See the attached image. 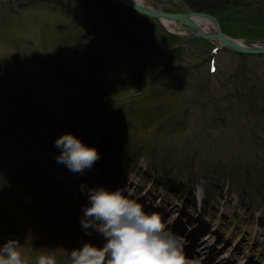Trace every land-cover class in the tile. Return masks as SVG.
<instances>
[{"label":"rangeland","instance_id":"374dc122","mask_svg":"<svg viewBox=\"0 0 264 264\" xmlns=\"http://www.w3.org/2000/svg\"><path fill=\"white\" fill-rule=\"evenodd\" d=\"M139 1L142 5L158 10L166 9L164 11L172 13H181L184 10L179 0ZM38 2L43 5H28L36 3V0H0L1 61L9 60L11 64L7 67L14 76H20L21 80L27 77L38 92L46 98L49 96L54 112L71 114L77 107L82 120L80 123L76 122V131L84 128V121H90L92 124L91 136L86 139L88 147H101L102 140L96 135H102L101 130L107 129L111 135L125 134L129 147L142 150V153L138 157L139 160L137 158L131 162L125 157L135 156L132 148L124 152L126 156L122 153H116L115 157L102 156L106 160L105 163L95 162L82 174L73 173L66 165L58 163L56 152L47 151L46 154H42L45 161L38 163L60 181L55 197L62 201V205L70 208L71 213L77 215L72 219L61 210L57 212V217L62 221L67 220L69 229L76 232L77 236L49 229L48 222L44 220L47 216L44 210L34 208L35 213L28 212L20 206L19 197L15 193L7 192L0 185V192L7 194L6 198L12 206L10 212L12 220L23 227L29 238L27 242L32 244L30 248L36 259L29 262L37 264V258L47 253L45 250H52L51 255L55 256L57 264H71L72 250L82 248L85 243L96 247L104 246L106 240L102 234L91 228L85 230L81 227L84 209L90 206L87 190L102 187L108 191L120 190L129 199L140 203L145 212L158 213L164 223L167 222L166 230L182 246L186 264H214L213 261L202 262V256L206 254H201V248L196 250L200 242L213 252L215 261L217 260L219 264H246L242 260L249 257L252 259L247 264H260L259 257L253 255L246 257L247 254L242 248L232 244L233 238H226L218 229L216 230L218 234H214L212 240L204 242L200 240L204 233L195 232L193 244L197 240L200 242L193 248L199 251V254L192 253L191 256H187V252L191 251L188 246L192 239V235L187 233L199 223L195 219L203 220L204 227L206 226L204 230L207 231L210 229L209 219H216L222 212L223 214L227 212L231 214L230 220L243 228L246 234L249 231L254 232L253 242L259 251L264 253V185L260 184V177L255 170H250L252 179L248 182L253 190H250V186L243 178L246 163L258 162V166L264 168L262 163L264 120L261 116L257 117L253 113L241 110V107L237 110L235 104L232 106L236 103L232 77L235 74L247 73L252 81L259 80V75L264 74V55L230 52L215 39L193 37L196 41H188L192 35L175 32L177 28L184 26L181 23H169L173 31L171 33L168 31L169 28L160 22V28H154L145 20L119 18L120 23L133 29L128 31L130 36L142 32L146 37L156 38L162 44H159L162 52L170 49L169 52L174 57L173 63L180 65L179 67L184 66L190 76L206 75L209 90L200 95L202 91L199 93L197 89H193L184 96L161 92L163 91L161 77L162 80L165 77L169 79L162 82L166 84L165 88L171 85L175 87L184 77L181 73L175 72L169 73V77L163 72L150 89L131 91L116 99L99 96L101 99H108L109 102L103 103L104 99L93 100L88 95V92L97 90V84L104 79L102 66L97 67L96 63L102 62L108 70L115 69L131 79H136L142 74V68L150 64L159 65L164 58L163 53L160 52L162 54L160 55L154 52L156 56L145 55L142 51L139 53V47L128 43L130 40L126 35L114 40V31L108 30L109 19L95 0H38ZM47 4L57 5L59 10L65 7L70 11L69 17L58 9L55 10L57 12L49 9ZM248 4L250 6L244 9L219 13L221 20L212 16L217 18L222 32L228 37L244 44L263 43L264 0H248ZM78 20L104 35V39L100 37L95 43L88 42L79 47L83 50L81 62L66 59L64 55L66 53L59 55L53 50L55 46L63 47V38L71 37V32L76 29V24H79ZM144 40L147 41L146 38ZM128 45L130 47L125 50V46ZM89 59L93 60L94 65H90L94 67L95 73L90 72V66L87 64L83 66ZM141 79L143 78H139L140 81ZM2 90V98L8 102V88L4 87ZM103 90L106 91L105 88ZM230 100L234 102L231 104ZM184 101L187 102L186 105L183 104ZM163 107H169L172 111L169 115L175 122L178 120L173 119L174 114L183 113L186 119L182 128L186 129L184 132L179 131L172 137L154 132V127L163 126L158 121L152 123L149 129L138 128L140 122L131 115L146 114V111L154 108L161 111ZM164 120L165 126L174 128L172 120ZM62 135L64 133L58 137ZM198 142H205L206 145L204 143L203 146L198 145ZM39 152L42 153L43 150L39 149ZM109 154L112 152H108ZM53 159L56 160V164L49 166ZM155 160L157 164L153 167ZM107 163L113 171L112 175L103 170ZM159 178H162L161 181ZM81 185L84 186L83 191ZM172 189L177 191L176 194L172 193ZM35 216L41 220H37ZM54 224L60 228L57 221ZM23 238L18 239L20 246ZM221 241L223 242L220 243ZM224 243L228 245L227 248L220 245ZM0 246H3L1 241ZM238 253L240 256L235 258Z\"/></svg>","mask_w":264,"mask_h":264},{"label":"trees","instance_id":"16d2710c","mask_svg":"<svg viewBox=\"0 0 264 264\" xmlns=\"http://www.w3.org/2000/svg\"><path fill=\"white\" fill-rule=\"evenodd\" d=\"M95 1L101 7V11L104 13L106 18L109 19L108 21L110 26L108 30L109 32L114 31V40L123 35H126V37L130 40L128 43H132L135 46L139 47V53L142 51L145 53V55L153 54L154 56H156L154 52L159 54L160 52H162L161 48L159 47L162 44H160V42H158L156 38H152L150 36L146 37L142 32L138 33L141 36L138 34L136 35L134 32L133 33L135 34V36H130L128 31H132L133 29L130 26L123 25L119 22L123 17H130L131 19L136 18L145 20V22L149 23L154 28H160L159 21L135 13L134 11L126 8L118 2L109 0ZM179 1L181 2L184 10L186 8H189L198 12H206L216 16L218 19H220V17L218 16L219 13H225L233 9H244L249 5L248 0ZM40 3L41 2H38V0H36V3H31L28 5H43ZM47 5L48 8L53 11L58 9L57 5ZM59 12L69 17L70 11L65 7L60 8ZM78 23L79 24H76V29H73V32H71V37H67V39L63 38L64 40L62 43L64 45L59 49L66 50L68 48H79L80 46L85 45V43L88 42L95 43L97 38L100 39V37H103L101 39H104V35H102L103 33H99L94 28L90 29V27H87L84 23H80L79 20ZM145 38L147 41L144 40ZM152 39H154L155 42ZM188 41L196 40L193 37L189 36ZM129 47V45L125 46L124 49L127 50ZM121 48L122 47H119V49ZM53 50H56V46L53 47ZM169 51L170 49H165L164 52H162L165 59L162 58V61L159 62V65L150 64V66L142 68V74H140V77H137L136 79H131L124 73H119L115 69L108 70L106 68L107 66L102 62L96 63L95 65L97 67L102 66V74L104 75V79L102 82L97 84V90L89 92L88 95H90L93 100L95 99L102 101V99H104L105 101H103V103L109 102L108 99L105 98L115 97L116 99L117 97L125 95L131 91H142L147 88L150 89V86L160 78L159 76L163 72L167 76H169V73L171 72L181 73L184 77L180 79V81H178L179 83L175 86L176 88L172 85L165 88L166 84L162 82L169 79L165 77L162 80L161 77V85H163V91L161 92H170L174 95L184 96L188 93V91L197 89L199 93L200 91H202L200 95H204L205 93L203 92L209 90V86L207 83L208 77L206 78V75L203 76L199 74L198 76L195 75L194 77L190 76L189 72L185 70L184 66L181 65L182 67H179L180 65L173 63L172 59L174 57L172 56V54H170ZM10 64L11 63L9 60L1 61L0 59V87H8L16 93H19V91L17 90L18 88L24 91L28 90L31 92L32 97L20 99L22 101V104H19L18 102L14 103V100L12 101L9 95L8 102H5V100L2 98L3 90L2 88H0V185L4 187L3 189L7 190V192L9 191L15 193V195L19 197L18 200L20 206L24 207V209L28 212L35 213V211L33 210L34 208H41L42 210H44L46 212V215L48 216V218L46 216L44 220L48 222L49 229L69 232L71 235L77 236L76 232L69 229V222L67 220L62 221L57 217V212L61 210L65 211V214L72 219H75L77 217L76 214L74 215L70 212L72 211L70 208L62 205V201L55 197V191L58 190L57 187L60 184V181L56 177L51 176L42 166H40L38 161H45L44 155L42 154H46L47 151L56 152L58 156L61 154V149L55 146V141L59 138L58 135L63 133H71L83 144L88 146L86 139L88 140L89 136H91L90 129L92 128L90 125L92 124L90 123V121H84V128H82L79 132L76 131V122L80 123L79 121L82 120L80 118L82 116L78 112L77 107H75V110L72 111L71 114L54 112L51 109L52 102L49 99V96H47L46 98L42 93L38 92L34 84L32 85L30 83V80L26 79L27 77L21 80L20 76H14L11 69L7 67ZM86 64L87 66H90V72L95 73V70L93 69L94 67H92V65H94L93 60L89 59L83 64V66H86ZM7 72H9V74ZM248 77L249 75L247 73H241L240 75L235 74V76L232 77V83L235 87L234 93H236V103L232 104L234 100H230V103L232 104V106L235 104L237 110H239V108L241 107V110H244L248 113H253L257 117L261 116L264 120V74H260L259 80H256V82L252 81ZM139 78L143 79H141L140 81ZM103 88H105L106 91H104ZM99 96L105 98L101 99ZM42 98L44 101L40 104L39 101ZM204 99L205 101L207 100L206 98ZM181 102L179 103L180 106ZM185 102L186 101H184L183 104L186 105L187 102ZM230 103L229 105H231ZM75 105L77 104L75 103ZM159 111V108H154L146 111V114L133 113L131 115H133L134 119H137V122H140L138 128L145 127L146 129H149L152 127V123L156 121H158V123L160 124L166 123L164 119H166L167 116H170L169 113H172V111L169 110V107H163L160 113ZM177 114L178 115H176V113L174 114L175 116L173 119L178 120V123L176 122L175 124V120H172L173 122L171 123L175 124V129L171 126H166L167 128L166 131H164L165 133H162L163 135L172 137L173 135L177 134V132H184L186 130L182 129L184 127L183 124L186 121L183 113ZM116 115L119 116V114ZM44 117H46V119H44ZM126 128L131 131L129 127ZM101 131L102 135L107 137L105 138V141H102L100 143L104 149L115 144H122L125 140V138L117 134L111 135V132L107 129H102ZM194 135L198 136L196 135V133H194ZM26 136L30 139L27 140ZM39 149H42L43 152L38 153ZM98 153L99 155H101L100 152ZM102 156L104 155H101L100 159H98V163H102ZM55 161L56 160L53 159L49 166L55 165ZM154 162L153 167L157 164L156 160ZM262 163L264 165V161H262ZM245 166V172L243 173L245 183L250 186V184L248 183L252 179L250 170H255L257 175L260 177V184L264 185V168L258 166V162H251V164L246 163ZM249 166H251V168H249ZM161 179L159 178L160 181ZM251 187L252 186H250V190H253V188ZM6 196L7 194L5 195L3 192H0V241L2 244H5L9 239L19 241L18 239L26 236V231L23 229V227L18 226L11 218L10 212L12 206L10 204V201L7 200ZM26 198L29 201L26 200ZM35 217L37 220H41L40 217ZM55 221L59 223L58 225L60 226V228L54 226ZM81 227L84 229L82 224ZM23 239L24 240L22 241L23 243H21V249L19 248V251L22 253V257L26 261V264H31L29 260L36 259V257L33 256V250L30 248L32 247V244L31 242H27L29 241V238L27 236ZM45 251L47 252L46 254L49 253L48 255H51L52 253V250Z\"/></svg>","mask_w":264,"mask_h":264},{"label":"clouds","instance_id":"9594fccd","mask_svg":"<svg viewBox=\"0 0 264 264\" xmlns=\"http://www.w3.org/2000/svg\"><path fill=\"white\" fill-rule=\"evenodd\" d=\"M55 146L61 149L57 162L73 173L82 174L100 158L94 147L86 146L71 133L60 136ZM87 191L90 206L84 209L82 225L85 230L91 228L102 234L106 243L103 247L85 243L72 250L71 264H186L182 246L166 230L158 213L145 212L140 203L120 190L101 187ZM19 247V242L12 239L0 246V264H26ZM37 264L57 261L53 255L41 254Z\"/></svg>","mask_w":264,"mask_h":264},{"label":"bare ground","instance_id":"6f19581e","mask_svg":"<svg viewBox=\"0 0 264 264\" xmlns=\"http://www.w3.org/2000/svg\"><path fill=\"white\" fill-rule=\"evenodd\" d=\"M133 1L140 2L139 0H133ZM162 11H164V10H162ZM165 12H168V11H165ZM197 21L199 22V24L201 25V27L204 30L211 29V24L208 21H206L205 19L197 18ZM164 24L167 26V28H169L168 29L169 32L172 31V29L169 26V23L168 22H164ZM54 51L57 52L59 55L66 53V54H64L65 57H66V59H70L72 61H80L81 62V60H83L82 59L83 56L81 57V55H82L81 53H83V50L82 49H79L78 47L77 48H72V49L71 48L70 49L68 48L66 50L56 48V50H54ZM6 88H8V87H6ZM17 90L19 91V93L18 92L16 93L15 91H12V89H9L8 88L9 95H10L12 101L14 100V103H17L18 102L19 104H22V101L20 99H24V98L26 99V98L32 97L31 92L28 91V90L27 91H24V90L19 89V88ZM86 98H87L88 101L92 102L90 98H88V97H86ZM43 101L44 100L42 98V99H40L39 103L41 104ZM44 119H46V117H44ZM166 119L167 120H172L170 116H167ZM175 124H176V122H175ZM161 125H163V126L158 127V128H155L154 127L153 128V131L154 132H159V133H165L164 131H166V128L167 127L165 126V124H161ZM99 135H96V137L97 138H101L102 141H105V138H107V137H105L103 135H100V136ZM120 136L123 137V138H125V134H120ZM29 139L30 138L27 137V140H29ZM126 140L127 139L125 138L124 142L123 143L121 142L122 144H115V145H112V146L107 147L105 149L101 146V144H100L101 147H99V148L94 147V148L97 150V152H100L102 155H104V157H106L105 155L110 156V157H115L116 156V153H118V154L122 153V155L126 156L127 154H125L124 152L125 151H128V150H131V148H132L131 146L129 147V143ZM202 143H204L206 145L205 142H198V145L201 144V146H203L204 144H202ZM97 144H99V141H97ZM104 144H105V142H104ZM95 146H97V145L95 144ZM100 148H103V149L100 150ZM132 150L135 151V156H130V155L129 156H126L125 159L128 160V162L136 161V159L142 153L141 152L142 150L140 151V150H137V149H134V148H132ZM108 152H112V154L111 155L110 154L108 155ZM139 159L140 158H138V160ZM105 161L106 160L103 159L101 162L102 163H105ZM97 162H98V160L96 161V163ZM103 170L108 171L109 175H112V173H113V171L110 168V166L108 165V163H107V165L105 166V168ZM176 192L177 191L175 189H172V193L173 194H176ZM230 217H231V214H229L227 212L223 214V212H222V214L219 215L218 218L213 219V220L209 219L210 229L207 230V231L204 230V228L206 227V226L204 227V223L205 222L203 220H201V219H198V218L195 219V221L196 222H199V223L196 226H194L193 229H191L190 231H188L189 233H187V235H192V239H190L191 241L189 242L190 246H188V249L189 250H194L193 246L194 245L196 246V244L199 243L200 240H202L203 242L206 241V240L207 241L208 240H212L215 237L213 235L214 234H218V233H216V230L218 229L219 230V233L222 232L223 235L226 236V238H233L232 239V244L235 245L236 247L242 248L244 250L245 254H247V255H245L246 257L249 256V255H253L254 257H259L260 262H261L260 264H264V253L263 252H260L259 251V248L253 242L254 232L253 231H249L246 234L243 228L238 227L237 224L233 220H230L231 219ZM166 223H165V225H167ZM175 230H177V229L175 228ZM181 231H183V229ZM199 231L203 232L204 234L201 236V239L199 241L197 240V242L193 244L194 238H195V232H199ZM183 234H185V233H183ZM222 242L223 241H221L220 243H222ZM220 245L221 246L224 245L225 247L228 246L227 244L225 245V243L224 244H220ZM218 247H220V246H218ZM198 248H201L200 251L204 252V253L201 252V254H206L205 256H202L201 255L202 256V259H203L202 262L208 263L209 261H213L214 264H219V263H217V260L215 261V257L213 255V252H211L210 250L206 249V246L202 245V242H200L198 244V246L196 247V250ZM203 248L205 249L204 251H203ZM187 253H186L187 256H191L192 253H194V252L192 251V252H187ZM239 256L240 255L238 253V255L236 254L235 258L236 257H239ZM250 259H252V258L249 257L247 259H243L242 261H244V263L247 264L250 261ZM218 262H220V261H218Z\"/></svg>","mask_w":264,"mask_h":264},{"label":"water","instance_id":"95a60500","mask_svg":"<svg viewBox=\"0 0 264 264\" xmlns=\"http://www.w3.org/2000/svg\"><path fill=\"white\" fill-rule=\"evenodd\" d=\"M112 1L122 4L135 13L158 20L161 24H164V22L184 24L183 27L177 28L175 32H185L198 39H215L221 43L224 49L230 52L244 55H264V42L244 44L238 40L228 37L222 32L217 18L209 13L198 12L189 8H186L181 13H172L145 6L133 0ZM197 18H202L208 21L212 26L211 29L204 30L197 21ZM170 32L173 33V31Z\"/></svg>","mask_w":264,"mask_h":264}]
</instances>
